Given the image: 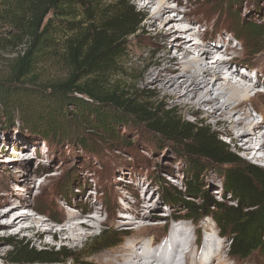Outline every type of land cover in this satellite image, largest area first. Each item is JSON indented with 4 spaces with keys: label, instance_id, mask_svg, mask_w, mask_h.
Masks as SVG:
<instances>
[{
    "label": "trees",
    "instance_id": "16d2710c",
    "mask_svg": "<svg viewBox=\"0 0 264 264\" xmlns=\"http://www.w3.org/2000/svg\"><path fill=\"white\" fill-rule=\"evenodd\" d=\"M142 20L143 14L129 0H0V50L15 52L0 76V116L9 124L20 119L37 140L56 145L73 138L70 142L84 149L93 143L79 134L81 128L115 143L120 126L141 125L179 146L188 159L191 180L183 190L164 178L157 182L164 189V205L178 204L186 210L182 217L193 222L212 217L219 235L229 239L231 257L259 251L264 258V167L231 153L203 122L186 120L164 109L160 101L152 102L153 94L134 88L133 77L122 69L129 62V41L142 29ZM263 36V25L255 22L241 25L234 35L251 47ZM55 60L67 73L46 82L38 65ZM203 163L218 168L223 201L208 191ZM123 237L105 227L78 252L64 247L38 250L22 239L7 240L10 250L0 261L85 264L84 259L119 245Z\"/></svg>",
    "mask_w": 264,
    "mask_h": 264
},
{
    "label": "rangeland",
    "instance_id": "374dc122",
    "mask_svg": "<svg viewBox=\"0 0 264 264\" xmlns=\"http://www.w3.org/2000/svg\"><path fill=\"white\" fill-rule=\"evenodd\" d=\"M129 1L143 14L142 29L136 36L131 37L127 57L129 62L126 69H122L128 76L133 77L131 84L134 88L145 95L153 94L155 98L152 102L155 99L160 101L164 109L175 110L186 120L203 122L229 146L231 153L249 163L264 167V163L247 157L242 149L237 148L244 141L238 145L231 141L232 135L241 132L242 127L237 128L233 134L226 133L227 126L218 122L217 117L210 116L211 105L177 104L173 98L155 89L153 83L147 84L146 78L152 69L161 65L177 66L182 55L174 56L176 53L171 46L173 37L171 33H166L167 29L161 33L156 27L148 25L153 9L144 11L135 0ZM167 4L173 5L167 13L177 14L174 11L178 6L176 1L167 0ZM187 4L190 5L189 8H185ZM177 9L182 15L187 12L186 24L193 27V39L207 43L210 50L231 48L229 53L224 52L223 57L234 53L231 65L237 68L236 80L247 73L250 81L245 84L256 85L259 90H264V59L258 60L264 53V36L254 47L246 41L235 40L238 28L249 22L261 23L264 34V0H180ZM158 24L159 22L156 26ZM228 39L231 44L226 45ZM14 55L12 48L0 50V76L5 73L6 63ZM38 68L39 76L46 82L64 78L67 73L64 64L58 60L42 62ZM150 77L154 78L153 75ZM261 91L258 92L262 97L252 96V90L248 92L257 105L264 101V92ZM246 109L252 110L249 104ZM253 118L257 123L264 122L261 117ZM79 132L81 136L92 139V147L84 149L75 141L70 142L73 138L56 145L37 140L25 130L20 119L9 124L0 116V203H4L1 209L5 210L11 205L21 208L20 204L25 202L27 212L36 218L50 220L53 232L65 223V220H62L65 217L76 218L78 221L76 214L80 211L97 215L100 220L94 227L84 229L85 235L76 245L51 240L50 236L46 237L50 241L49 244H39L30 233L0 231V258L10 250V246L6 244L7 240L17 239H22L38 250L51 251L64 247L65 250L78 252L91 238L97 237L101 229L108 227L110 230L122 232L123 241L115 247L84 259L85 264H106L108 259H120L123 252L118 250L135 244L141 248L152 246L157 250L159 244L167 240L171 233L183 231L190 233V244H196L194 247H198V254L195 253L197 255L201 253L207 231H210L215 234L212 239L214 246L223 243L221 259H225L227 264H264V258L259 251H254L245 258L231 257L228 252L229 239L219 235V228L212 217L207 216L193 222L182 217L186 210L178 204L164 205V189L157 184L160 179L164 178L182 190L191 180L188 174V159L182 157L183 151L179 146L161 140L141 125H131L127 128L120 126L119 140L115 143L108 142L99 133H90L84 128ZM21 152L34 156L19 157ZM203 164L205 170L202 179L210 185L208 191L217 200L223 201L218 168L208 163ZM139 199L143 201V205L135 209ZM193 200L196 203L201 202V199ZM227 200L229 204H233L231 199ZM147 202L150 203L147 204L149 206L145 205ZM86 205H89V208ZM93 206L97 208H92ZM175 216L181 217L175 219ZM6 220L3 219V222ZM177 237L176 242H179L180 236ZM150 240L152 242L148 243ZM193 257L194 254L191 255L190 261H187L189 264ZM213 262L215 259H212L211 254L207 264ZM0 264L3 263L0 261ZM62 264L74 263L69 261Z\"/></svg>",
    "mask_w": 264,
    "mask_h": 264
},
{
    "label": "bare ground",
    "instance_id": "6f19581e",
    "mask_svg": "<svg viewBox=\"0 0 264 264\" xmlns=\"http://www.w3.org/2000/svg\"><path fill=\"white\" fill-rule=\"evenodd\" d=\"M175 1L178 6L174 8V11L177 14L170 15L167 12L169 8H173V5L167 4V0H135L142 10L149 11L153 9L149 16L148 25L156 27L161 33L164 29H167L166 33H171L173 37L171 46L176 53L174 56L182 55L177 66L161 65L156 69H152L146 78L147 84L153 83L155 89L173 98L177 104L211 105L210 116L217 117L218 122H222L227 126L226 133L233 134L237 128L242 127V131L235 133L231 138L235 145L244 141L237 148L242 149L247 157L264 163V125H262L264 122L257 123L253 120V117H261L264 121V101L257 105L252 97H262V94L256 91L257 93L255 92L252 96L248 95V92L257 86L245 84L250 81L249 75H246L247 73H244L245 75L241 79L236 80L235 77L238 76L237 68L231 65L234 61V53L231 52L227 57H223L224 52L229 53L231 48L222 50V48L215 47L216 50H210L207 43L192 38L194 35L192 33L193 27L186 24V21H188L187 12H184L183 15L179 14L181 12L177 8L180 5V0ZM189 6L187 4L185 8H189ZM157 22H159L158 26H156ZM228 42H226V45L231 44ZM262 59H264V53L258 60ZM223 69H226V71ZM151 75L154 78L150 77ZM262 75L264 76V73ZM261 92H264V90ZM247 104L251 106L252 110L246 109ZM31 155L28 152L26 154L21 152L19 157H30ZM3 204L0 203V231L12 230L15 233H30L39 244H49L50 241L46 237L50 236L51 240L76 245L85 235L84 229L89 226L94 227L100 221L97 215L85 214L84 211H80L76 214L78 221L76 218L65 217L62 219L65 220V223L53 232L50 220L36 218L32 213L27 212L25 202L20 204L21 208L18 205H11L6 206L5 210L1 209ZM147 204L150 203L147 202L145 205ZM141 205H143V201L139 199L135 209ZM86 207L89 208V205H86ZM92 208L97 207L93 206ZM145 215L147 216V214ZM3 219L7 220L3 222ZM189 234L187 231L171 233L167 240L159 244L157 250L148 245L142 248L141 246L137 247L136 244L122 247L118 251L123 252V257L115 260L114 258L108 259L106 264H189L187 261H190L193 254L194 257L190 264H207L211 254L212 259H215L213 264H227L225 259H221L223 243L217 244V247L213 244L214 233L207 231L199 255H197L198 247H194L196 244H190ZM59 235L62 237H58ZM177 236H180L179 242H176ZM150 242L152 240L148 243ZM179 245L184 246L180 258L177 255ZM185 248L187 251L183 252ZM196 252L197 254H195Z\"/></svg>",
    "mask_w": 264,
    "mask_h": 264
}]
</instances>
